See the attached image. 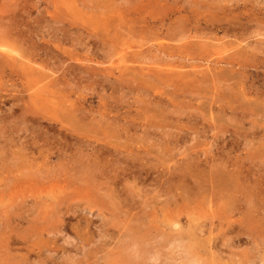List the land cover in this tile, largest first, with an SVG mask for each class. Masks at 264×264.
<instances>
[{"label":"rangeland","instance_id":"rangeland-1","mask_svg":"<svg viewBox=\"0 0 264 264\" xmlns=\"http://www.w3.org/2000/svg\"><path fill=\"white\" fill-rule=\"evenodd\" d=\"M262 23L264 0H0V264H264Z\"/></svg>","mask_w":264,"mask_h":264},{"label":"bare ground","instance_id":"bare-ground-1","mask_svg":"<svg viewBox=\"0 0 264 264\" xmlns=\"http://www.w3.org/2000/svg\"><path fill=\"white\" fill-rule=\"evenodd\" d=\"M233 12V11H232ZM233 17V16H232ZM248 17V16H247ZM246 17V18H247ZM250 22H252V20H250ZM261 24V23H260ZM262 25H263V23H262ZM259 27H260V25H259ZM263 27H264V25H263ZM257 28H258V26H257ZM260 29H261V27H260ZM259 29V30H260ZM247 30V29H246ZM258 30V31H259ZM245 32V31H244ZM212 33V32H211ZM233 33V32H232ZM246 33V32H245ZM244 33V34H245ZM209 34V33H208ZM238 35V34H237ZM251 38V37H250ZM221 54V53H220ZM216 55H218V54H216ZM241 58V57H240ZM245 58V57H244ZM234 58H232V60H233ZM240 60V59H239ZM225 63V62H224ZM226 64V63H225ZM227 65V64H226ZM240 65V64H239ZM237 66V65H236ZM238 67V66H237ZM234 68H236V67H234ZM231 69V68H230ZM239 69V68H238ZM233 70V69H232ZM235 70V69H234ZM235 72V71H234ZM185 76H186V74H185ZM218 78H220V77H218ZM48 87V86H47ZM58 87V86H57ZM192 160V159H191ZM107 163V162H106ZM81 167V166H80ZM99 169V168H98ZM76 172V171H75ZM89 175V174H88ZM138 180V179H137ZM199 181V180H198ZM197 182V181H196ZM156 186V185H155ZM151 188V187H150ZM149 189V188H148ZM161 189V188H160ZM204 189H205V187H204ZM150 191V190H149ZM195 193V192H194ZM261 193V192H260ZM74 197V196H73ZM78 200V199H77ZM112 205V204H111ZM48 206V205H47ZM123 207V206H122ZM61 208V207H60ZM59 208V209H60ZM63 208V207H62ZM64 209V208H63ZM131 210V209H130ZM63 211V210H62ZM65 211V210H64ZM232 213V212H231ZM34 214V213H33ZM68 215V214H67ZM254 216V215H253ZM67 217V216H66ZM164 217V216H163ZM21 218V217H20ZM166 218V217H165ZM27 219V218H26ZM83 221V220H82ZM194 221V220H193ZM106 225V224H105ZM165 226V225H164ZM62 227H63V225H62ZM120 229V228H119ZM48 231V230H47ZM208 231H210V230H208ZM49 233V232H48ZM107 234V233H106ZM145 235V234H144ZM123 236H125V235H123ZM147 236V235H146ZM128 238H129V236H127ZM148 237V236H147ZM165 237V236H164ZM134 239L136 238V240L139 242V244L140 243H143L145 240V236H142V234L140 235L139 234V236L138 237H133ZM132 238V239H133ZM131 239V238H130ZM148 239V238H147ZM106 242V241H105ZM128 243V241H124V243ZM132 242V240H130V243ZM137 242V243H138ZM164 242H167V241H164ZM145 243V242H144ZM147 243V242H146ZM146 243H145V247H146ZM188 243V242H187ZM96 244V243H95ZM129 244V243H128ZM169 244V243H168ZM196 244V243H195ZM78 245V244H77ZM136 245V244H135ZM134 245V246H135ZM125 246V245H124ZM131 246H133V245H131ZM144 246V245H143ZM177 246H179V245H177ZM55 247V246H54ZM137 247V246H136ZM183 247V246H182ZM96 248V247H95ZM147 248V247H146ZM146 248H145V250H146ZM179 248V247H178ZM83 249V248H82ZM134 249V248H133ZM137 249V248H136ZM144 249L143 247H142V244L141 245H139V250L140 251H138V250H136V254H138V255H136V256H127L126 255V257L124 256V257H122L121 259H120V261H119V264H148V259L146 258V259H144L145 257H143V256H146L147 254H146V252L148 251H151V250H147V251H142V250ZM195 249V248H194ZM128 250H130V249H128ZM135 250V249H134ZM153 250V249H152ZM174 250V249H173ZM176 250H178V249H176ZM49 251H51V250H49ZM98 251V250H97ZM147 252V253H148ZM139 253H141V254H143V256H140L139 255ZM159 253V252H158ZM185 253V252H184ZM190 253V252H189ZM188 253V254H189ZM132 254V253H131ZM146 254V255H145ZM156 256V255H155ZM221 256V255H220ZM220 256H218V257H220ZM185 257H186V255H185ZM217 257V256H216ZM217 257V258H218ZM50 259V258H49ZM194 259H195V257H194ZM193 259V260H194ZM220 259H221V257H220ZM28 260H29V258H28ZM47 260H48V258H47ZM85 260V259H84ZM184 260H185V258H184ZM202 260H204V259H201V261ZM69 261H70V259H69ZM190 261V260H189ZM201 261H200V263H201ZM73 262V261H72ZM80 262V261H79ZM23 263V262H22ZM25 263V262H24ZM199 263V264H200Z\"/></svg>","mask_w":264,"mask_h":264},{"label":"clouds","instance_id":"clouds-1","mask_svg":"<svg viewBox=\"0 0 264 264\" xmlns=\"http://www.w3.org/2000/svg\"><path fill=\"white\" fill-rule=\"evenodd\" d=\"M148 264H157V257L155 255L150 256L148 259Z\"/></svg>","mask_w":264,"mask_h":264}]
</instances>
